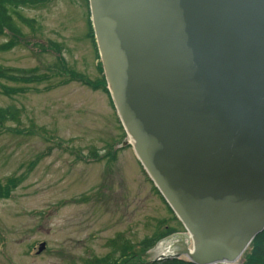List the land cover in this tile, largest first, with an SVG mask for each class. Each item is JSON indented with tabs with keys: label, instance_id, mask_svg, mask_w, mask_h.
I'll return each instance as SVG.
<instances>
[{
	"label": "water",
	"instance_id": "1",
	"mask_svg": "<svg viewBox=\"0 0 264 264\" xmlns=\"http://www.w3.org/2000/svg\"><path fill=\"white\" fill-rule=\"evenodd\" d=\"M88 3L122 145L187 231L158 259L236 263L264 230V0Z\"/></svg>",
	"mask_w": 264,
	"mask_h": 264
},
{
	"label": "rangeland",
	"instance_id": "2",
	"mask_svg": "<svg viewBox=\"0 0 264 264\" xmlns=\"http://www.w3.org/2000/svg\"><path fill=\"white\" fill-rule=\"evenodd\" d=\"M88 4L48 0L24 7L21 13L35 24L20 25V38L0 35V44H15L0 51V66L43 76L37 82L0 79L7 88L25 89L0 91V107L20 111L18 121L0 126V184L16 182L0 198V264H90L115 259L121 243L135 246L165 228L185 232L132 147L121 146L129 137L108 96L71 78H100ZM173 241L129 250L124 264H145L172 250Z\"/></svg>",
	"mask_w": 264,
	"mask_h": 264
},
{
	"label": "trees",
	"instance_id": "3",
	"mask_svg": "<svg viewBox=\"0 0 264 264\" xmlns=\"http://www.w3.org/2000/svg\"><path fill=\"white\" fill-rule=\"evenodd\" d=\"M46 1L48 0H0V35H11L14 38L22 37L23 32L20 25H26L32 27V25L35 24V20L33 18H26L21 13V9L27 6L40 4ZM88 26H89V38L91 39V42L93 44L96 53V58L98 59V54L96 50V45L93 37V31L90 20H88ZM14 45L15 44L14 42H12V40H10L9 42L8 41L4 42L0 44V51H8ZM38 47H41L40 49L44 51L43 46H38ZM59 52L60 49L58 50V53ZM97 68L99 70L100 78L95 83L83 78L80 75L78 76L75 75L76 76L75 77L74 74H71V78L81 80L85 85H88L93 89H102V92H104L108 96L111 102L109 92L106 88V81L104 79V76L102 75V70L99 62L97 63ZM42 77L43 76L41 75L40 76L37 75V72L34 69L12 70L0 66V79H7L13 82L20 83V81L37 82ZM1 90L5 92L7 95L10 93H18L25 91L23 87L7 88L6 86H3L0 83V91ZM19 115H20L19 109L14 106L0 107V126H2L3 123L6 121H18ZM107 155H109V153ZM110 155L112 159L115 158V152H112V154ZM8 183L9 185L0 184V198L7 197L9 195L11 187L16 184V182H14L13 180H10ZM153 188L157 192V194H159L157 189L155 187ZM168 209L171 212V209L169 207ZM171 233H172L171 230L165 228L161 233H159V235L144 237L135 246L134 245L131 246L128 243L127 244L121 243L119 246L120 254L117 256V258L112 260L109 259L110 258L109 256L95 258L92 260V263L90 264H122L120 263L121 261H123L124 264L125 260L128 259V257H130L127 256L129 250L133 251L134 249H139L145 251L153 247L154 244L159 239ZM112 242H115V240H113ZM249 248L250 250L247 252V254L244 257V260L240 264H264V230L255 236ZM131 256H135V255H131ZM145 264H193V263L183 258H178V259L165 258L160 260H150Z\"/></svg>",
	"mask_w": 264,
	"mask_h": 264
},
{
	"label": "bare ground",
	"instance_id": "4",
	"mask_svg": "<svg viewBox=\"0 0 264 264\" xmlns=\"http://www.w3.org/2000/svg\"><path fill=\"white\" fill-rule=\"evenodd\" d=\"M92 31H93V28H92ZM93 37H94V41H95V45H96V50H97V54H98V59L96 58V59H97V63H98V62L100 63V67H101V70H102V75L104 76V79H105V81H106V77H105L104 69H103V66H102V62H101V60H100V55H99L98 47H97L96 40H95L94 31H93ZM93 48H94V47H93ZM94 52H95V50H94ZM95 54H96V53H95ZM97 63H96V65H97ZM128 140H130V142L133 143L134 150H136V145H135V143H134L132 137H131V139L128 138ZM131 146H132V145H131ZM134 150H133V151H134ZM134 154H135V152H134ZM135 155H136V154H135ZM136 157H137V155H136ZM137 159H138V157H137ZM138 161H139V159H138ZM139 164H140V166H141L142 172L147 174L146 170L144 169V167H143V165L141 164L140 161H139ZM195 248H196V246H195ZM195 250H197V249H195ZM190 252H192V251H190ZM193 252H194V250H193Z\"/></svg>",
	"mask_w": 264,
	"mask_h": 264
}]
</instances>
